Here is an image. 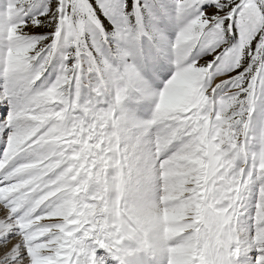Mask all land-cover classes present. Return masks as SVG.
<instances>
[{
  "label": "snow or ice",
  "instance_id": "snow-or-ice-1",
  "mask_svg": "<svg viewBox=\"0 0 264 264\" xmlns=\"http://www.w3.org/2000/svg\"><path fill=\"white\" fill-rule=\"evenodd\" d=\"M0 264H264V0H0Z\"/></svg>",
  "mask_w": 264,
  "mask_h": 264
},
{
  "label": "rangeland",
  "instance_id": "rangeland-1",
  "mask_svg": "<svg viewBox=\"0 0 264 264\" xmlns=\"http://www.w3.org/2000/svg\"><path fill=\"white\" fill-rule=\"evenodd\" d=\"M137 115H138V116H141V117H144V116L147 115V113H145V112H144V113H142V112H138Z\"/></svg>",
  "mask_w": 264,
  "mask_h": 264
},
{
  "label": "bare ground",
  "instance_id": "bare-ground-1",
  "mask_svg": "<svg viewBox=\"0 0 264 264\" xmlns=\"http://www.w3.org/2000/svg\"><path fill=\"white\" fill-rule=\"evenodd\" d=\"M142 113H144V112H142Z\"/></svg>",
  "mask_w": 264,
  "mask_h": 264
}]
</instances>
